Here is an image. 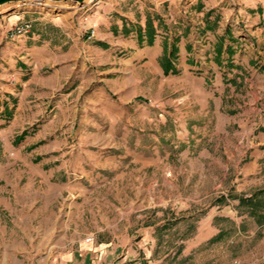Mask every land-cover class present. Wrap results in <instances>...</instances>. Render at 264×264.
<instances>
[{
    "label": "crops",
    "instance_id": "0c3cea01",
    "mask_svg": "<svg viewBox=\"0 0 264 264\" xmlns=\"http://www.w3.org/2000/svg\"><path fill=\"white\" fill-rule=\"evenodd\" d=\"M136 2L139 7L146 3L152 13L135 18L114 11L113 18L116 0L99 4L87 16L86 26L95 30L89 41L68 38L62 28L67 23L53 19L65 14H52L62 7L0 11V157L7 150L25 153L22 164L32 180L47 186L48 202L68 198L50 208L42 233L35 225L33 236L26 234L14 219L8 220L9 227L0 224V264H25L18 256L22 239L34 240L35 253L44 247L40 264H119L134 259L136 245L147 253L143 245L150 243L152 226L160 222L150 218L138 223L130 209L136 202L138 209L150 206L157 191L152 182L166 186V160L175 149L191 147L189 133L196 127L167 98L186 87L201 106L205 99L219 106L214 92L206 93L207 84L224 91V81H229L225 70L239 68L246 55L229 20L218 16L213 4ZM196 4L189 16L188 7ZM28 12L40 14L34 20L50 12L53 18L44 19L47 34L60 42L50 45L39 23L24 18ZM23 21L30 22L28 32L4 34ZM149 168L151 175L146 174ZM175 190L158 189L156 196L164 199L156 205L177 207L195 195V190L189 196ZM114 202L129 208L121 211L124 217ZM34 261L28 264H39Z\"/></svg>",
    "mask_w": 264,
    "mask_h": 264
},
{
    "label": "rangeland",
    "instance_id": "374dc122",
    "mask_svg": "<svg viewBox=\"0 0 264 264\" xmlns=\"http://www.w3.org/2000/svg\"><path fill=\"white\" fill-rule=\"evenodd\" d=\"M103 1L84 0L77 5L68 0H27L7 3L0 6V11L8 10L6 12L10 13L11 8L21 11L23 7L36 8L42 4L48 9L49 6L62 7L52 14L65 15L56 19L47 12L44 19H63L60 23H67L62 28L67 29L68 38L89 41L95 30L92 26H86L87 16ZM116 2L111 11L113 18L116 16L114 11L135 18H147L152 13L146 3L139 7L138 2L133 3L134 0ZM212 4L218 16L229 20L232 35H238V41L242 44L240 48L246 55L244 63L239 68L233 65L232 69L225 70L229 81H224V84H228L224 91L221 87L216 90L214 85L207 84L206 93L214 92L219 106L206 99L203 100L205 107L201 106L191 88L186 87L179 88L167 98L169 104H174L171 107L181 111L182 118L187 117L188 113L187 118L196 127L189 133L191 147L175 149L174 154L171 153L166 160L163 171V176L167 178L166 186L160 185L159 180L153 181L151 187L157 190L156 195L158 189L164 187L169 190L168 193H175L178 188L188 196L195 190V195L177 207L173 202L166 208L156 205L164 199L156 195L151 196L152 202L146 209H138V202L134 203L130 210L135 221L144 225L152 218V223L160 224L152 226L150 243L143 245L147 253L142 254L140 245H136L134 259L119 264H264V219H260L261 222L248 215L246 206L239 205L241 197L247 198L264 188V0H204L202 6L208 8ZM196 6L188 7L189 16L195 14ZM202 12H205V8ZM39 15L28 12L24 18L39 23L37 27L47 34L50 29L47 21L33 19ZM46 37L50 45L60 42L54 34L48 33ZM68 43L69 40L65 46ZM88 68L94 67L88 65ZM148 92L147 95L152 97L153 84ZM24 154L21 152L17 156L14 151L7 150L0 157V224L9 227L8 220L14 219L26 234L33 236L35 225L43 229L41 233L44 232V227L48 225L45 218L50 208L65 204L68 198L58 196L49 203L47 186L32 180V172L22 164ZM181 158L184 160L180 161ZM95 171L103 176L108 175V172ZM149 171L150 168L147 175ZM262 202L264 204V200ZM119 203L114 202L119 210L118 215L124 217L125 213L121 211L129 208H125L123 202ZM260 208L264 210V207ZM35 210L37 216L33 218ZM87 238L91 240V236H86L85 240ZM33 243L34 240L28 242L27 239L20 242L18 256L25 264L34 263L35 259L40 264L44 247L35 253L31 247Z\"/></svg>",
    "mask_w": 264,
    "mask_h": 264
},
{
    "label": "trees",
    "instance_id": "16d2710c",
    "mask_svg": "<svg viewBox=\"0 0 264 264\" xmlns=\"http://www.w3.org/2000/svg\"><path fill=\"white\" fill-rule=\"evenodd\" d=\"M145 27L148 30H151L152 25L149 19H146ZM264 200V188L259 189L251 194V196L245 198L241 197L239 201V205L246 206V211L248 215L255 217L259 221L260 219H264V210L262 211L260 206L264 207L263 201ZM264 221V220H263ZM262 222V221H261Z\"/></svg>",
    "mask_w": 264,
    "mask_h": 264
},
{
    "label": "built area",
    "instance_id": "2783aa9c",
    "mask_svg": "<svg viewBox=\"0 0 264 264\" xmlns=\"http://www.w3.org/2000/svg\"><path fill=\"white\" fill-rule=\"evenodd\" d=\"M91 1V0H90ZM30 29V23L28 21H23L19 24H16L14 26H11L10 28L6 29L4 31V34L7 37H14L16 35L25 34ZM89 240V238H87Z\"/></svg>",
    "mask_w": 264,
    "mask_h": 264
},
{
    "label": "water",
    "instance_id": "95a60500",
    "mask_svg": "<svg viewBox=\"0 0 264 264\" xmlns=\"http://www.w3.org/2000/svg\"><path fill=\"white\" fill-rule=\"evenodd\" d=\"M22 1H27V0H0V6H3L7 3H11V2H22ZM31 1H43V0H31ZM47 1H52V2H56V1H64V0H47ZM71 1L72 3H76L77 5H81L83 3L84 0H68Z\"/></svg>",
    "mask_w": 264,
    "mask_h": 264
}]
</instances>
